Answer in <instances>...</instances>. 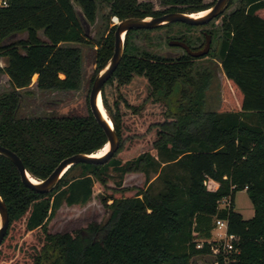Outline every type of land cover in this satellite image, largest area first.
Instances as JSON below:
<instances>
[{
    "label": "trees",
    "instance_id": "1",
    "mask_svg": "<svg viewBox=\"0 0 264 264\" xmlns=\"http://www.w3.org/2000/svg\"><path fill=\"white\" fill-rule=\"evenodd\" d=\"M2 1L0 57L6 63L0 71L10 89L0 93V145L15 152L40 180L63 158L95 153L106 144L88 98L84 115L16 116L20 89L28 88L34 75L41 91L79 89L81 51L71 44L90 42L73 2L89 24L96 21L99 5L107 8L101 25L108 35L93 45V81L113 52L115 26L107 29L111 17L191 13L216 0H159L160 10L138 0ZM222 14L217 16L218 47L208 55L218 56L223 87L235 108L223 104L216 112L204 110L213 79L210 64H196L187 54L153 53L131 42L139 32L195 25L132 29L125 34L117 68L101 88L119 139L108 162L74 164L51 191L39 193L23 184L15 165L0 155V196L9 216L0 264L8 259L11 264H190L194 255L209 252L206 240L216 219L227 220L228 232L239 239L235 264H264V0H239ZM120 153L126 157L117 158ZM109 170L121 176L138 171L143 185L132 196H111L107 204L94 184H104ZM156 179L161 186L155 191ZM239 190L246 191L253 206L248 219L233 209ZM94 195L110 211L105 223L90 221L84 234L51 228L62 208L86 206ZM226 196L230 205L222 207ZM198 240L202 248L196 247Z\"/></svg>",
    "mask_w": 264,
    "mask_h": 264
},
{
    "label": "rangeland",
    "instance_id": "2",
    "mask_svg": "<svg viewBox=\"0 0 264 264\" xmlns=\"http://www.w3.org/2000/svg\"><path fill=\"white\" fill-rule=\"evenodd\" d=\"M139 2H150L153 9L160 10L162 6L159 4V0H138ZM213 0H203L204 3H210ZM239 0H232V3L226 9L225 12H229L238 6ZM75 9L79 6L73 2ZM107 12L105 6L98 7L96 21L93 24L84 26V32L88 38L90 44H71L77 45L81 51V82L80 87L76 91H41L36 88L35 80L32 78L31 84L28 88L20 89L22 95L21 104L16 113L17 117L26 116H38V115H84L87 112L88 92L92 82V75L95 64V42L99 38H104L108 35L107 31H104L102 24V15ZM114 16L110 18L108 28L114 25ZM117 18V17H116ZM220 25V18L214 20L210 24L198 26L196 28H185L179 24H174L169 28L154 29L144 32L136 33L131 42L139 49L146 48L153 53L164 55L167 50H171L176 53H181L179 48L167 46V39L170 37H176L180 34H186L191 38L198 36V32L209 29L216 30ZM217 27V28H216ZM220 30L214 31L213 39L211 40L212 49L216 50L218 47V36ZM192 40V39H191ZM6 63V59L0 57V65L3 66ZM196 64L206 63L210 64L213 68V79L210 86L205 92V104L204 110L206 112L219 111L223 104H227L232 109L235 108V103L223 87V72L220 65V60L216 54H210L204 58L195 61ZM1 73V71H0ZM4 76L0 74V93L10 89L7 82L3 81ZM137 155V153L135 154ZM117 158H125L126 155L120 153ZM77 172V169L73 171V174ZM177 172L184 175V170L178 168ZM109 176L105 179L104 184L95 183L94 190L101 197L111 198H123L132 196L137 188L143 185V176L138 171H131L124 176H121L118 172L109 170ZM154 178V176H153ZM152 178V179H153ZM161 186V181L156 179L154 181L155 191ZM100 198L94 195V199L90 201L86 206H78L73 208H62L51 221V228L55 231L59 230H78L84 234V227L90 221L105 223L110 215L109 209L102 207ZM112 200H108L107 204H110ZM233 209L240 213L244 219H248L253 215V206L245 190H239L234 193L233 196ZM13 258V257H12ZM207 256L202 254L194 255L190 264H203L208 262ZM1 264H11V260H7Z\"/></svg>",
    "mask_w": 264,
    "mask_h": 264
},
{
    "label": "water",
    "instance_id": "3",
    "mask_svg": "<svg viewBox=\"0 0 264 264\" xmlns=\"http://www.w3.org/2000/svg\"><path fill=\"white\" fill-rule=\"evenodd\" d=\"M229 1L230 0H216L210 7L204 9L206 12L201 16L192 15L195 13L197 14V12L199 11L191 13L171 11L158 16H129L122 19L117 18V22H114L115 29L113 33V52L106 63L95 74L88 92V106L90 112L98 125L102 128L106 137V144L108 145V148L104 154L96 156L92 155L93 153H76L67 156L57 164V166L46 178L40 180L35 179L27 172L19 156L9 148L0 145V155L9 159L15 165L20 174V178L23 184L39 193L51 191L56 186L62 175L68 170V168H70L74 164H105L106 162H108L118 148L119 139L113 127L112 121L103 106L101 98V88L117 68L122 58L124 52L125 34L132 29H154L173 22H180L191 25H204L211 19L222 14L226 10ZM75 10L83 27L85 25H88L89 23L83 17L80 8ZM206 36L207 38L205 47L199 51H192L187 44L179 40H171L169 41V44L180 46L189 55L193 57H199L205 55L209 50L210 36ZM98 100H100L101 106L106 112V117L103 115L101 109L99 108ZM33 179L36 180V182L33 181ZM8 223V210L4 200L0 196V242L6 234Z\"/></svg>",
    "mask_w": 264,
    "mask_h": 264
},
{
    "label": "built area",
    "instance_id": "4",
    "mask_svg": "<svg viewBox=\"0 0 264 264\" xmlns=\"http://www.w3.org/2000/svg\"><path fill=\"white\" fill-rule=\"evenodd\" d=\"M0 5H6L5 1L0 0ZM230 196L223 197L220 206H229ZM238 237L228 232V222L223 219H216L211 237L206 240L209 245V252L202 254L207 256L209 261L203 264H235L236 255L239 253ZM203 240L196 242L197 248H202Z\"/></svg>",
    "mask_w": 264,
    "mask_h": 264
},
{
    "label": "flooded vegetation",
    "instance_id": "5",
    "mask_svg": "<svg viewBox=\"0 0 264 264\" xmlns=\"http://www.w3.org/2000/svg\"><path fill=\"white\" fill-rule=\"evenodd\" d=\"M227 9V8H226ZM226 11V10H225ZM223 12V13H227V12ZM223 14H220L218 16H222ZM218 19L217 16L213 19H211L208 23L206 24H210L212 23L214 20ZM204 24V25H206ZM196 27L198 26H203V25H195ZM184 27V26H183ZM196 27H192V28H196ZM186 28V27H185ZM190 29V28H188ZM209 30H212V29H209ZM209 30L207 31H200L198 32V36H196L195 38H191L189 36H187L186 34H181L183 35L184 37L183 38H178L177 36L176 37H170L167 39V46H169L170 48L171 47H174V48H179L182 50L181 53H176V52H173L171 50H167V52L164 54L165 56H168V57H176V56H179V55H182V54H187L189 55L182 47L180 46H175V45H170L169 44V41L171 40H179V41H183L185 44H187L189 46V48L192 50V51H199V50H202L204 47H205V43H206V38L207 36L206 35H209L210 36V46H209V50L208 52L205 54V55H202V56H199V57H193L191 55V57L195 58L196 60L198 59H201V58H204L206 56H208V53L212 51V47H211V40L213 39V34L212 32H209ZM192 39V40H191ZM195 60V61H196Z\"/></svg>",
    "mask_w": 264,
    "mask_h": 264
},
{
    "label": "bare ground",
    "instance_id": "6",
    "mask_svg": "<svg viewBox=\"0 0 264 264\" xmlns=\"http://www.w3.org/2000/svg\"><path fill=\"white\" fill-rule=\"evenodd\" d=\"M205 12H206L205 10H201V11L197 12V14L195 13L196 15L195 14H192V15L193 16H201V15L205 14ZM113 20H114V22H117V18L116 17H114ZM98 105H99V108L101 109L103 115L106 117V112L102 108L100 100H98ZM107 148H108V145L105 144V146L100 148L97 152L93 153L92 155L100 156V155H102V154H104L106 152ZM33 181L36 182V180H34V179H33Z\"/></svg>",
    "mask_w": 264,
    "mask_h": 264
},
{
    "label": "crops",
    "instance_id": "7",
    "mask_svg": "<svg viewBox=\"0 0 264 264\" xmlns=\"http://www.w3.org/2000/svg\"><path fill=\"white\" fill-rule=\"evenodd\" d=\"M4 65H5V64H4ZM4 65H3V66H4ZM3 66L0 65V67H3ZM0 74H1L2 76H4L3 81H4V82H7V84H8V77H7V75L4 74V73H2V72H1ZM34 77H36V75L33 76V79H34ZM8 85H9V84H8Z\"/></svg>",
    "mask_w": 264,
    "mask_h": 264
}]
</instances>
